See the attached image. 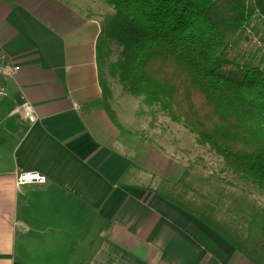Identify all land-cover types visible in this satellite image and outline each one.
<instances>
[{
    "label": "crops",
    "instance_id": "obj_1",
    "mask_svg": "<svg viewBox=\"0 0 264 264\" xmlns=\"http://www.w3.org/2000/svg\"><path fill=\"white\" fill-rule=\"evenodd\" d=\"M99 7L0 0V47L21 67L0 100V264H255L203 219L209 212L176 198L186 165L166 142L127 137L103 106L102 77L111 101L120 83L100 71ZM26 102L35 123L18 112ZM23 172L48 182L18 187Z\"/></svg>",
    "mask_w": 264,
    "mask_h": 264
},
{
    "label": "trees",
    "instance_id": "obj_2",
    "mask_svg": "<svg viewBox=\"0 0 264 264\" xmlns=\"http://www.w3.org/2000/svg\"><path fill=\"white\" fill-rule=\"evenodd\" d=\"M103 1L115 14L102 22L100 71L108 70L145 106L183 122L227 169L264 190V58L240 63L230 55L255 60L253 48L241 49L239 40L256 19H264V0ZM114 47L120 49L119 58L110 62ZM101 84L103 106L117 123L108 103L110 87L105 80ZM212 213L203 219L253 263L264 264L260 214L252 222L261 237L252 240L249 227L248 238L239 243L211 222Z\"/></svg>",
    "mask_w": 264,
    "mask_h": 264
},
{
    "label": "rangeland",
    "instance_id": "obj_3",
    "mask_svg": "<svg viewBox=\"0 0 264 264\" xmlns=\"http://www.w3.org/2000/svg\"><path fill=\"white\" fill-rule=\"evenodd\" d=\"M86 1L88 4L94 3L95 7L100 5L98 13L102 12L105 16L112 12L113 7L105 1ZM260 25L263 29L264 21L256 19L252 28L264 42V33L258 30ZM248 44H250L248 35H243L239 40V46L241 49H250ZM250 52L255 55V60L253 58L246 60L239 53L230 55L232 59L240 63L246 61L257 63L264 58V55H261L257 49H250ZM112 57L113 61L118 60L119 50L115 48ZM103 78L102 80H104ZM114 85L119 88L116 92L117 98L111 101L112 93L108 103L110 101L115 110L118 108L119 115L117 110V115L116 113L114 115L126 130L127 137L132 135L138 139L141 136L149 135L151 143L160 137L161 141L166 142L168 152L175 155L176 158L180 157L182 163L186 165L181 193L175 197L183 201L188 208L197 209L200 214L204 215H207L208 207L206 210L204 204L201 206L200 203L207 201L212 204L218 214V217H213V221L230 233L237 242L242 243L248 238L249 227L254 230L251 231L253 233L252 240L259 239L261 231L259 228L256 229V223L252 222V216L260 214L264 220V190H260L249 181L240 179L233 171L227 169L221 158L212 153L208 147L198 143L196 135L186 129L183 122H175L167 114H164L161 108H149L143 104L140 98L123 93L124 90L121 89L118 82H114ZM189 198L198 200L199 206L196 208L188 202ZM259 222L258 218V224ZM238 234L241 240L237 236Z\"/></svg>",
    "mask_w": 264,
    "mask_h": 264
},
{
    "label": "built area",
    "instance_id": "obj_4",
    "mask_svg": "<svg viewBox=\"0 0 264 264\" xmlns=\"http://www.w3.org/2000/svg\"><path fill=\"white\" fill-rule=\"evenodd\" d=\"M263 20L264 19H260ZM258 20V21H260ZM247 35L249 37L250 44L249 47L257 49L261 55H264V42L257 36L253 28L247 30ZM248 48L245 49V51ZM249 55V54H246ZM21 71V67L15 62L5 58L4 53L0 47V100L7 95V87L4 81L13 78ZM77 107V105H76ZM18 112L21 113L30 123H35L37 121V116L35 113L34 106L26 102L19 109ZM48 179L46 176L37 172H23L19 173L16 177V186L21 187L25 185H45Z\"/></svg>",
    "mask_w": 264,
    "mask_h": 264
}]
</instances>
